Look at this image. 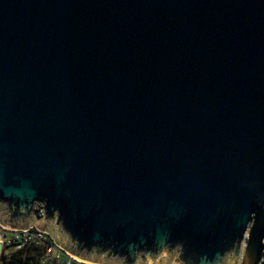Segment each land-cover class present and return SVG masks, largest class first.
Masks as SVG:
<instances>
[{
  "label": "water",
  "instance_id": "95a60500",
  "mask_svg": "<svg viewBox=\"0 0 264 264\" xmlns=\"http://www.w3.org/2000/svg\"><path fill=\"white\" fill-rule=\"evenodd\" d=\"M0 226L264 264V0H0Z\"/></svg>",
  "mask_w": 264,
  "mask_h": 264
},
{
  "label": "built area",
  "instance_id": "2783aa9c",
  "mask_svg": "<svg viewBox=\"0 0 264 264\" xmlns=\"http://www.w3.org/2000/svg\"><path fill=\"white\" fill-rule=\"evenodd\" d=\"M0 244L2 259H10L13 254L31 248L41 254L36 264H87L75 260L57 246L50 234L42 233L36 227L28 231H10L0 226Z\"/></svg>",
  "mask_w": 264,
  "mask_h": 264
},
{
  "label": "trees",
  "instance_id": "16d2710c",
  "mask_svg": "<svg viewBox=\"0 0 264 264\" xmlns=\"http://www.w3.org/2000/svg\"><path fill=\"white\" fill-rule=\"evenodd\" d=\"M40 252L35 249H25L11 256V258L3 257L5 264H36L39 261Z\"/></svg>",
  "mask_w": 264,
  "mask_h": 264
},
{
  "label": "crops",
  "instance_id": "0c3cea01",
  "mask_svg": "<svg viewBox=\"0 0 264 264\" xmlns=\"http://www.w3.org/2000/svg\"><path fill=\"white\" fill-rule=\"evenodd\" d=\"M0 264H5L4 260L2 259V257H0Z\"/></svg>",
  "mask_w": 264,
  "mask_h": 264
}]
</instances>
